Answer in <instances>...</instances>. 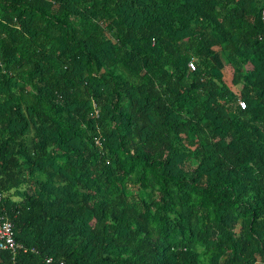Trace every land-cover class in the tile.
<instances>
[{"label":"trees","instance_id":"trees-1","mask_svg":"<svg viewBox=\"0 0 264 264\" xmlns=\"http://www.w3.org/2000/svg\"><path fill=\"white\" fill-rule=\"evenodd\" d=\"M262 9L0 0V264H264Z\"/></svg>","mask_w":264,"mask_h":264},{"label":"built area","instance_id":"built-area-1","mask_svg":"<svg viewBox=\"0 0 264 264\" xmlns=\"http://www.w3.org/2000/svg\"><path fill=\"white\" fill-rule=\"evenodd\" d=\"M261 17L264 20V9H262ZM188 67L190 70H194L195 63L189 61ZM239 104L241 107L245 106L244 101H239ZM1 198H2V194L0 192V200ZM21 248H23L22 244L18 243L15 240L11 221L5 218L4 215L0 214V252L3 250H8L11 253H14Z\"/></svg>","mask_w":264,"mask_h":264},{"label":"rangeland","instance_id":"rangeland-1","mask_svg":"<svg viewBox=\"0 0 264 264\" xmlns=\"http://www.w3.org/2000/svg\"><path fill=\"white\" fill-rule=\"evenodd\" d=\"M214 71H215V72H218V70H216V69H215ZM224 75H225V76H224L225 79L228 81V80H229V76H228L226 73H225Z\"/></svg>","mask_w":264,"mask_h":264}]
</instances>
